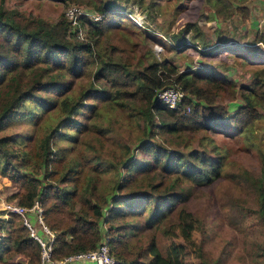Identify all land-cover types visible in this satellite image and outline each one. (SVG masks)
<instances>
[{
	"label": "trees",
	"instance_id": "16d2710c",
	"mask_svg": "<svg viewBox=\"0 0 264 264\" xmlns=\"http://www.w3.org/2000/svg\"><path fill=\"white\" fill-rule=\"evenodd\" d=\"M3 1L0 0V132L9 126L35 125L33 134L16 131L0 135V174L17 183L18 190L13 195L16 205L30 208L38 197L42 220L55 233L51 260L96 248L104 240L114 264H164L153 236L142 244L141 231L160 228L165 213L179 207L176 202H182L184 196L176 190L178 182L208 184L220 176L222 163L219 146L211 136L209 150L217 152V156L209 155L204 148L183 152L167 149L153 137L159 134L178 141L185 134L206 130L250 137L253 123L263 117L264 111V52L233 48L239 60L258 68L248 83L238 84L236 91L243 100L229 112L215 99L219 91L235 88V83L225 73H213L214 67L179 71L173 62L159 60L153 52L152 59L144 65L120 53L107 31L118 28L125 19L135 28L145 30L146 26L137 27L116 0L89 1L95 7L92 11L101 17L81 16L76 25L66 17L54 23L30 18L5 9ZM204 2L212 16L228 10L227 4L231 3ZM243 7L236 5L237 10ZM149 35L177 52L193 48L211 55L230 48L208 43L197 22H186L166 40ZM70 36L73 39L67 38ZM249 37L248 42L254 45L263 41L262 34ZM81 79H86V84L78 89ZM172 85L184 92L174 108L156 98L159 89ZM103 102L142 119L146 137L136 146L144 153L142 158L129 156L118 165L114 161L104 163L96 156L81 160L73 154L75 134L91 128L86 121L71 120V115L78 116L80 109L89 115ZM160 112L165 118L157 122L155 117ZM38 128L46 133L37 136ZM90 160L92 164L86 168ZM34 164L42 168V178L23 173ZM108 169L115 175L109 187L100 176ZM256 181L255 213L263 227L260 251L264 258V184L260 179ZM3 213L7 210H0V215ZM182 213L187 214L184 207H179L178 222ZM14 214L17 212L9 216ZM26 214L30 216L28 211ZM21 221L14 229L11 218L0 216V260L13 250L38 264L40 245ZM176 247L172 242L168 256L178 254Z\"/></svg>",
	"mask_w": 264,
	"mask_h": 264
},
{
	"label": "rangeland",
	"instance_id": "374dc122",
	"mask_svg": "<svg viewBox=\"0 0 264 264\" xmlns=\"http://www.w3.org/2000/svg\"><path fill=\"white\" fill-rule=\"evenodd\" d=\"M89 1L94 3L98 0H86L81 3L68 0H4L3 6L7 10L19 11L27 17L42 18L54 23L65 19L64 11L70 4L94 10L95 7L88 3ZM116 1L119 8L127 10L128 17L133 19L137 27L140 28L141 25L147 29L135 28L125 19L118 28L108 30L107 36H111L120 53L133 56V61L144 65L152 59L150 53L153 52L157 59L166 58L173 62L179 71L214 67L213 73H225L235 83V88L227 87L217 93L216 103L227 108L229 112L234 111L236 104L242 103L243 99L236 91L237 86L248 83L252 72L258 66L239 60L233 54V48L247 47L264 52V0H230L231 3L227 4L228 10L214 16L204 0ZM237 4L244 7L237 10ZM186 22H197L204 30L208 43L230 48L226 51L221 49L220 53L211 55H203L193 48L177 52L176 48L160 44L149 35L155 34L166 40L171 32L177 31ZM86 28L84 25L83 29ZM256 33L262 34L263 43L254 45L248 42L249 36ZM67 38L73 39L71 36ZM84 81L86 79L78 81V89L86 84ZM79 113L78 116L71 115V120L78 118L82 122L86 121L91 129L75 134L77 140L73 142L71 150L74 149L73 154L77 158L88 160L96 156L104 163L114 161L119 165L126 157H143L144 153L136 148L140 139L146 137L142 119L106 102L99 103L96 110L89 115L85 109H80ZM155 118L159 122L165 116L160 112ZM252 129L253 133L248 138L239 133H233L231 136L214 130L185 134L184 139L180 138L178 141L159 134L153 137L167 149L183 152L190 148H204L209 155L217 156V152L214 154L209 150L211 136L213 143L219 146L218 155L222 163L220 176L208 184L199 185L190 180L178 182L176 190L181 192L184 200L177 201L175 206L179 204V207H184L189 216L182 213L181 221L178 222L179 207L176 210L169 209L160 228H143L141 231L142 244L153 236L164 264H194L199 261L210 264H264L260 251L263 227L255 213L256 180L260 179L264 184V111L263 117L253 123ZM16 131L33 134L35 125L9 126L0 132V135ZM44 131L43 128H38L36 135L43 136ZM200 142L201 146L198 145ZM256 144L259 145L258 149ZM91 164L92 160L86 161V168ZM23 173L39 178L43 176L42 168L37 164L28 166ZM100 176L102 183L107 187L115 181L113 170L108 169ZM17 190V183L0 174V210H7V213L0 216L11 218L14 229L22 224V218L18 213L9 216V213L15 211L8 206L16 205L13 195ZM35 204L40 206L37 196ZM28 212V217L34 219L32 222L35 228L39 229L36 210ZM126 218L130 220L128 216ZM172 242L178 246V254L168 256ZM30 259V256L24 253L12 250L0 260V264H37L38 261L31 262Z\"/></svg>",
	"mask_w": 264,
	"mask_h": 264
},
{
	"label": "built area",
	"instance_id": "2783aa9c",
	"mask_svg": "<svg viewBox=\"0 0 264 264\" xmlns=\"http://www.w3.org/2000/svg\"><path fill=\"white\" fill-rule=\"evenodd\" d=\"M66 19L72 24L76 25L81 16H88L92 19H99L101 14H96L91 10L84 8L80 5L70 4L64 11ZM133 18V17H132ZM83 35V33L81 32ZM183 90L178 86H168L161 88L156 93V98L166 104L170 108L176 107L178 101L183 96ZM11 210L19 213L22 216L23 223L29 230V234L40 245V262L38 264H114L115 260L110 254L107 244L104 240L93 249L86 251H79L72 253L59 260H51L53 251V241L55 233L51 231L42 220V209L36 204L30 208L23 206L13 205L8 206ZM36 210V219L40 224V228L36 229L33 224V218L28 217L27 211Z\"/></svg>",
	"mask_w": 264,
	"mask_h": 264
},
{
	"label": "crops",
	"instance_id": "0c3cea01",
	"mask_svg": "<svg viewBox=\"0 0 264 264\" xmlns=\"http://www.w3.org/2000/svg\"><path fill=\"white\" fill-rule=\"evenodd\" d=\"M255 33V32H254ZM262 43H263V41H262Z\"/></svg>",
	"mask_w": 264,
	"mask_h": 264
}]
</instances>
